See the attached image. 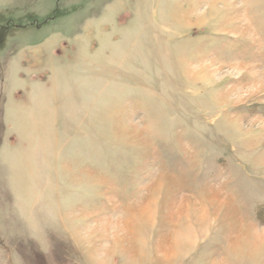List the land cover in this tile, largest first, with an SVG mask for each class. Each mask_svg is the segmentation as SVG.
Masks as SVG:
<instances>
[{
	"label": "rangeland",
	"instance_id": "1",
	"mask_svg": "<svg viewBox=\"0 0 264 264\" xmlns=\"http://www.w3.org/2000/svg\"><path fill=\"white\" fill-rule=\"evenodd\" d=\"M0 264H264V0H0Z\"/></svg>",
	"mask_w": 264,
	"mask_h": 264
}]
</instances>
